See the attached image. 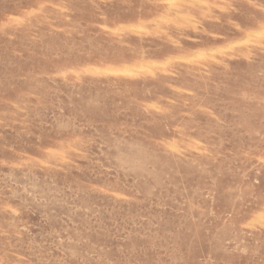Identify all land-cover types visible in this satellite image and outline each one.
Wrapping results in <instances>:
<instances>
[{
    "label": "rangeland",
    "instance_id": "1",
    "mask_svg": "<svg viewBox=\"0 0 264 264\" xmlns=\"http://www.w3.org/2000/svg\"><path fill=\"white\" fill-rule=\"evenodd\" d=\"M0 264H264V0H0Z\"/></svg>",
    "mask_w": 264,
    "mask_h": 264
}]
</instances>
